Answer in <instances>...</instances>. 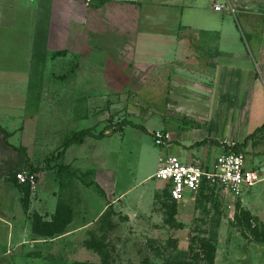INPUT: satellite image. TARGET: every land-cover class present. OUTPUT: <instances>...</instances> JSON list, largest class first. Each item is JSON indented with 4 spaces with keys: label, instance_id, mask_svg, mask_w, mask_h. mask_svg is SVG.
<instances>
[{
    "label": "rangeland",
    "instance_id": "1",
    "mask_svg": "<svg viewBox=\"0 0 264 264\" xmlns=\"http://www.w3.org/2000/svg\"><path fill=\"white\" fill-rule=\"evenodd\" d=\"M80 1L85 8L87 1ZM213 1L217 0H198L207 11ZM249 21L240 19L241 35ZM106 34V40L100 35L94 41V50L85 42L76 44L77 39L56 48L51 46L54 36L46 53L29 44L31 54L40 64L46 60L47 72L54 76L47 78L41 100L32 101L29 115L24 110V120L10 125L9 142L17 147L28 144L33 159H50L46 181L58 189V218L43 222L22 199L16 208H24L43 238H34L12 253L13 246L4 237L8 230H0V264H264V181L244 192L245 204L222 187H208L185 202H172L162 182L143 181L157 170L161 156L178 149L176 144L156 146L154 131H170L174 136L179 131H198L196 141L207 140L205 150L209 149L201 159H211L212 164L224 152L223 146L236 142L237 129L252 133L264 124L263 86L233 80L236 67L232 64L247 59L243 51L249 50L248 37L239 47L232 43L234 59L225 60L231 83L219 78L218 82L171 84L170 67L134 66L123 59V42H112L114 37ZM129 38L127 44L133 46L136 38ZM71 46L79 51L72 52ZM123 122L129 124L120 130ZM90 128L96 133L107 130L98 142V157L82 165L94 176L83 168H71V159L57 158L74 133ZM40 138L46 140L44 147L38 145ZM260 142L264 146V138ZM255 151L247 148L242 153L255 159ZM99 166L115 175L96 172ZM16 171L8 176L10 181ZM38 181L37 177L34 187H25L37 192ZM119 192L124 197L116 206L113 200ZM9 193H0V214L6 203L14 206V192ZM119 215L127 220L121 221ZM72 230L71 236L53 241Z\"/></svg>",
    "mask_w": 264,
    "mask_h": 264
},
{
    "label": "crops",
    "instance_id": "2",
    "mask_svg": "<svg viewBox=\"0 0 264 264\" xmlns=\"http://www.w3.org/2000/svg\"><path fill=\"white\" fill-rule=\"evenodd\" d=\"M86 1V7L83 8L84 5L80 6L83 3L80 0H27V2L0 0V125L9 133L12 130L10 125L24 120L25 115L22 116L24 110L26 116L29 115L32 101L41 100L40 96L45 92L43 87L47 83V78L54 76L53 73L47 72V61L43 60L40 64L29 50V44H37L46 53L50 36H54L55 41H52L51 46L55 45L56 48L64 45L67 47L69 41L72 43L77 39L76 44L82 41L81 44L85 42L88 49L94 50L96 47L93 43L100 35L111 34V37H114L112 42L117 40L123 42L125 47L120 49L123 59L131 60L134 66H150L157 69L170 67L173 77L171 84H199L211 82V79L213 82H218L219 78L220 82L224 79V83H231L232 78L227 71L225 60L227 58L232 60L231 58L235 56L231 44L239 47L245 36L249 39L247 41L249 50L243 51L247 59L241 58L236 64H232L236 67L233 80L238 84L252 83L256 86L259 83L263 86L261 76L264 75V0H217L213 1L209 11L203 8L198 0H142L134 5L115 0ZM36 2L38 6L35 5ZM217 5L223 6L224 9L216 11ZM231 8L234 12L230 11ZM241 18L250 20L246 33L242 35L238 26ZM65 36L67 38L64 40ZM131 36L136 38L137 44L132 39L133 46L127 44ZM68 37H71V40H68ZM104 38L107 39L106 36ZM257 38L260 40L258 46H256ZM157 42L162 46L158 47ZM145 49H149L150 52ZM71 50L75 53L76 49L71 46ZM76 51H79V48ZM228 65H231V62H228ZM37 68L39 70L36 72ZM34 85H38L39 88H35ZM182 90L184 89H180ZM236 125H239V122ZM236 131L239 137L236 142L230 143L232 147L243 144L254 132L248 130L242 132L238 129ZM167 132L172 137L170 146L176 144L178 149L176 152L168 151L160 158L175 155L187 164L203 167L211 165L208 163L212 161L211 159L206 157L201 159L203 154L209 155V149L205 150L207 145L193 148L196 142L205 140L196 141L198 131L191 130L187 133L179 131L177 136L170 131ZM104 137L98 140L87 137L83 143L78 144V149L72 145L60 159H71L69 163L71 168L82 169V165L88 166L98 157L95 152L96 149L98 150V142L103 141ZM261 138H264V133L249 141L244 149L257 150L255 159L245 157L246 163L253 170L264 174V159H261L264 146L260 142ZM45 143L46 140L42 138L38 140L39 146L44 147ZM19 147H24L26 153H19L8 147L0 132L2 155L0 193L4 196L6 191L8 194L14 192L11 194L14 206L11 207L6 203L2 208L0 230H8L4 237L7 243L13 246L12 253L32 242L34 238H43L35 232L34 224L28 218L30 215H27L28 217L25 215L24 208L21 206L16 208L17 205L22 204V199L25 198L30 205L28 211L36 213L45 223L55 219L58 211V189L56 187L52 189L46 181L49 169L47 157L42 160L33 159L27 150L28 144ZM82 147L86 148V151L82 150ZM27 160L34 167L41 169V172L37 173L39 178L37 192L25 187L27 185H21L16 178L10 181L8 177L18 168L28 169ZM87 166L83 169L90 172ZM159 166L160 164L157 169ZM97 171L112 172L115 175L114 171L102 166H99ZM156 171L143 181L155 180ZM8 194L6 195L9 196ZM123 195L119 192L113 200L116 206L119 205ZM242 197L243 195L239 198L245 204ZM72 231L57 236L53 241L57 242L63 237L71 236L74 233Z\"/></svg>",
    "mask_w": 264,
    "mask_h": 264
},
{
    "label": "built area",
    "instance_id": "3",
    "mask_svg": "<svg viewBox=\"0 0 264 264\" xmlns=\"http://www.w3.org/2000/svg\"><path fill=\"white\" fill-rule=\"evenodd\" d=\"M33 1V0H30ZM124 3H140L142 0H115ZM224 9L215 6L216 11ZM234 12V9H230ZM264 88V75L261 76ZM156 146H170L171 134L165 130L153 133ZM228 147V150L226 149ZM224 146V152L218 155L214 162L207 167L184 163L178 156L169 155L160 158V166L154 179L162 182L167 188L172 201L185 202L190 196L199 193L207 187H222L234 197H241L248 189L264 181L258 171L247 168L246 158L242 153L232 152L231 145ZM15 178L21 185L34 187L37 175L27 168H20L15 172Z\"/></svg>",
    "mask_w": 264,
    "mask_h": 264
},
{
    "label": "trees",
    "instance_id": "4",
    "mask_svg": "<svg viewBox=\"0 0 264 264\" xmlns=\"http://www.w3.org/2000/svg\"><path fill=\"white\" fill-rule=\"evenodd\" d=\"M87 118V117H86ZM129 123L128 122H123L120 124L121 128L120 130L123 128L124 125H128ZM185 124V123H184ZM144 129V128H143ZM145 130V129H144ZM119 131V130H118ZM0 132L2 133L3 135V139H4V142L5 144L12 148L14 151L16 152H19V153H26V149L24 147H16L12 144H10L9 142V138H10V133L5 130L1 125H0ZM107 130H103L101 131L100 133L98 134H95L93 133V130L92 128L90 129H86V130H82L80 132H77V133H74L70 139H68L66 145H64L62 148H61V151L57 154V158L60 159L63 157V155L65 154L66 150L69 149V147L73 144H81L83 143V141L85 140V138L87 137H92V138H95V139H101L105 136ZM117 132V131H116ZM264 133V124L257 128L251 135H249L245 142L241 145H236L234 147H231L229 148L230 150H232V152H235V153H242L243 152V149L247 146L248 142L253 140L257 135L259 134H262ZM207 144V140H203V141H200V142H196L194 145H193V148H197V147H202L204 145ZM27 164L29 165L28 166V170L34 174L37 175V173L41 172V169L37 168V167H34L30 162L29 160L26 161ZM46 162L49 164L50 163V159H46ZM19 170V169H18ZM17 170V171H18ZM86 174H90V175H94L93 172H86ZM98 191L100 192V194L104 197V192L103 190L100 188L99 185L96 186ZM208 188V187H207ZM205 189V188H204ZM202 189V190H204ZM168 197L169 199L172 201V199L170 198V195H169V192H168ZM172 202H175V201H172ZM58 218V211H57V215L55 216V221L57 220ZM121 221L123 220H127L125 217H120ZM60 232L62 233V229L61 231H58L56 232L54 235H57V234H60Z\"/></svg>",
    "mask_w": 264,
    "mask_h": 264
}]
</instances>
